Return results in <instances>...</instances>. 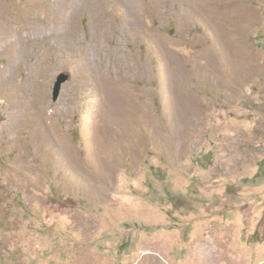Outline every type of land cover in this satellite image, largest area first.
I'll use <instances>...</instances> for the list:
<instances>
[{"label": "rangeland", "instance_id": "374dc122", "mask_svg": "<svg viewBox=\"0 0 264 264\" xmlns=\"http://www.w3.org/2000/svg\"><path fill=\"white\" fill-rule=\"evenodd\" d=\"M70 1L0 0V264H264V0Z\"/></svg>", "mask_w": 264, "mask_h": 264}, {"label": "bare ground", "instance_id": "6f19581e", "mask_svg": "<svg viewBox=\"0 0 264 264\" xmlns=\"http://www.w3.org/2000/svg\"><path fill=\"white\" fill-rule=\"evenodd\" d=\"M86 1V0H85ZM117 1V0H116ZM126 1V0H125ZM124 0H121L122 2V5L126 8V12L129 13L131 11H133V7L135 5H137V1L138 0H135L134 2H132V0H128V2H125ZM82 2V1H81ZM80 2V4H81ZM61 4H56L54 6H52L51 8V12H50V15L52 17V22L54 20L53 23H61L64 21L65 19V15H66V11L63 12L62 8H65V7H74V6H77L78 3L75 1V0H72L70 2H68L66 5H63V6H60ZM120 4H118L119 6ZM100 17V16H99ZM66 23V22H65ZM102 23V22H101ZM68 24V23H67ZM27 25V24H25ZM68 27H66L65 30H63V32L65 33L64 34V37H68L70 39V42H78L79 43V40L77 39V36L76 34L73 32L74 31V25L72 24H69L67 25ZM12 27V26H11ZM19 27V26H18ZM16 28L15 27L12 29L9 27V25L4 21V20H1L0 19V30L3 32H5L6 34L10 35V37H13L15 40L17 41H27V42H31V41H39V36H32L30 34H26V33H22L21 29L20 28ZM1 32V33H2ZM62 32V33H63ZM62 36V35H61ZM63 37V36H62ZM66 38V39H68ZM13 40V39H12ZM68 41V40H67ZM26 42V44H27ZM17 43V42H16ZM20 44V43H19ZM118 45V44H117ZM19 47V46H18ZM120 48V47H119ZM121 50V49H120ZM122 59V58H121ZM119 62V59L118 57L115 56L114 58V62ZM122 62V61H121ZM119 64V63H118ZM122 64V63H121ZM125 64V63H124ZM123 66V65H122ZM125 104V103H124ZM122 106V105H121ZM118 110V109H117Z\"/></svg>", "mask_w": 264, "mask_h": 264}, {"label": "water", "instance_id": "95a60500", "mask_svg": "<svg viewBox=\"0 0 264 264\" xmlns=\"http://www.w3.org/2000/svg\"><path fill=\"white\" fill-rule=\"evenodd\" d=\"M67 78V75L65 74H61L59 77H58V80L55 84V90H54V99H56L59 95V90L61 88V84L63 81H65V79Z\"/></svg>", "mask_w": 264, "mask_h": 264}]
</instances>
